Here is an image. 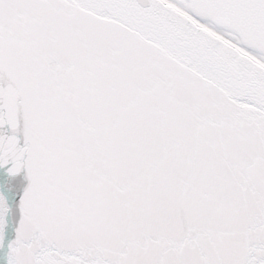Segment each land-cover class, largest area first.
Returning a JSON list of instances; mask_svg holds the SVG:
<instances>
[{"label": "snow or ice", "instance_id": "1", "mask_svg": "<svg viewBox=\"0 0 264 264\" xmlns=\"http://www.w3.org/2000/svg\"><path fill=\"white\" fill-rule=\"evenodd\" d=\"M0 264H264V0H0Z\"/></svg>", "mask_w": 264, "mask_h": 264}]
</instances>
